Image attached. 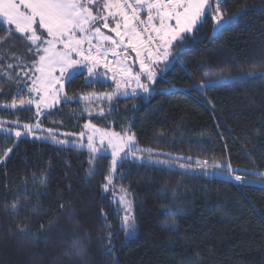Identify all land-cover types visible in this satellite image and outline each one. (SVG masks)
Segmentation results:
<instances>
[{
  "label": "trees",
  "instance_id": "obj_1",
  "mask_svg": "<svg viewBox=\"0 0 264 264\" xmlns=\"http://www.w3.org/2000/svg\"><path fill=\"white\" fill-rule=\"evenodd\" d=\"M262 3L225 0L221 7L228 16L245 6L256 7L219 30L213 28L209 11L195 35L186 34L189 38L173 49L181 51L167 67L158 65L163 71L151 93L137 89L133 95L132 84L112 100L92 102L101 113L90 115L77 97L113 92V72L101 63L96 75L104 79H93L87 72L74 75L65 86L73 99L49 111L43 124L79 133L90 121L119 133L131 131L140 146L191 158L195 166L216 168L219 163L222 167L216 169L225 173L229 164L235 172H264V78L236 79L241 71L264 68ZM6 31L7 25L0 28V36ZM29 45L19 33L0 42V105L26 96L36 59L35 47L29 52ZM126 52L134 54L130 47H120L117 62L127 59ZM130 57L127 61L138 72L136 55ZM8 64L15 67L7 69ZM201 80L211 83L199 87ZM0 118L32 123L36 111L0 109ZM14 141L12 135L0 133V156L13 148L0 160V264H264L262 184L241 186L201 171L124 161L116 183L130 192L136 224L135 233L126 238L119 230L120 210L118 214V206L101 187L109 156L99 158L95 175L89 177L90 153L85 150L29 138L14 146ZM42 174L43 185L38 182ZM13 204L19 209L15 215ZM25 216L31 218L30 231L18 233L17 223ZM50 222L55 228L49 232ZM172 224L175 230L166 227ZM109 230L114 233L113 251L105 255L106 241L97 237H106ZM75 238L82 239L86 256L64 255Z\"/></svg>",
  "mask_w": 264,
  "mask_h": 264
},
{
  "label": "snow or ice",
  "instance_id": "obj_2",
  "mask_svg": "<svg viewBox=\"0 0 264 264\" xmlns=\"http://www.w3.org/2000/svg\"><path fill=\"white\" fill-rule=\"evenodd\" d=\"M225 0H215L213 6L212 0H0V28L7 25L5 36H0V42H4L19 33L24 41L30 42L29 52L35 47L36 59L33 60L32 66L35 69L36 78L32 80L29 87V92H35L40 96L39 100L33 99H13L10 105L11 109H16L17 106H25L35 104L36 123H25L22 126L19 121H12V127H5L4 121L0 120V132L5 133V138L14 135L17 140L13 142L14 146L20 139L32 137L35 141L51 140L53 144L66 146L70 141L66 139H58L52 129H48V135H39L44 130L41 127L39 117L44 108L52 107L47 103L49 96L52 97L54 103H59L57 90L52 86L57 84L63 86V78L70 75L72 71L77 70L78 65L87 64V72L89 77L96 75V69L101 64L102 56L106 57L107 53L103 51L105 43L112 44L113 53L116 48L124 47L127 41V47H130L136 53V58L139 61V71L133 72L132 68L121 67L118 71L109 66V62L104 59L103 67L113 72L112 80L115 82V89L111 93H106L109 100L122 91H126L132 87V81H135V87L132 88L133 95L137 89H141L144 93L151 91V85L156 81L160 71L158 65L170 62V58L178 55L181 49H177L176 53L173 49L177 44H183L189 38L186 34L195 35L206 14L211 11V19L214 29H221L223 25L231 22L235 17L246 15L251 8L256 6H245L237 9L231 16L225 14L221 5ZM147 8V19L141 18V10ZM264 8V3L261 5ZM158 21V23H157ZM174 21V23H170ZM101 27L108 29L114 33L118 39H114L112 35L105 34L101 31ZM40 30H43L42 32ZM147 32L146 39L143 34ZM46 33V37H44ZM95 41V44L93 43ZM88 47L85 49L84 45ZM41 45H46L41 47ZM95 49V54H93ZM78 57L74 59L73 57ZM14 59H18L14 57ZM264 59V57H262ZM202 66L209 67L208 63L202 61ZM15 66L8 64L7 69H12ZM59 69V77L54 75ZM9 79H12L11 75ZM28 76V71L24 72ZM191 76V73H188ZM264 78V68L252 69L248 72L241 71L236 79H255ZM142 78L148 83L142 82ZM233 79V77H228ZM37 83L40 87H36ZM210 81L201 80L199 87H206ZM197 85H193L196 87ZM67 99H71L68 97ZM86 128L94 127L90 124L85 125ZM83 135V133H81ZM101 143L107 139L108 146L111 148V161L107 169V175L103 177L104 183L102 190L106 193L115 179V173L122 166V161L132 158L134 161L143 159L142 155L145 151L149 152V163L163 165L169 167L167 160H151V150L138 148L135 144L134 136L122 137L120 133H111L106 136H101ZM95 137L88 136L87 148L90 153L89 159V177L95 175L98 168V160L101 156L106 155L95 144ZM83 145H76L82 147ZM13 151L10 147L6 149L0 160L8 157ZM179 159V158H177ZM197 163H200L199 161ZM206 165L207 162H204ZM180 169H187L189 165L180 164ZM216 168H221L222 165L217 163ZM227 170L230 174L235 173L229 164ZM184 173H181L183 175ZM264 178V172L261 173ZM123 178V174H121ZM234 179L241 186L245 179L244 176L234 175ZM34 182H36L34 180ZM41 185L46 183V178L42 176L38 181ZM129 193L126 188L120 189L119 205L123 208V216L119 230L125 233V237H130L135 233L136 224L135 216L131 210V201L127 199ZM173 198L176 197L173 191ZM66 206L60 205L63 210ZM13 214H17L19 209L16 204L12 205ZM119 214V209H118ZM31 218L25 216L17 223L18 233H27L30 231ZM166 227L175 230V225H167ZM55 225L49 223L47 231L54 230ZM105 228L110 229L111 225H105ZM44 226H41V231H44ZM114 233L108 231L106 237H97L105 240L104 254L112 253V238ZM87 248L81 238L72 239L68 245L64 255L67 256H86Z\"/></svg>",
  "mask_w": 264,
  "mask_h": 264
},
{
  "label": "rangeland",
  "instance_id": "obj_3",
  "mask_svg": "<svg viewBox=\"0 0 264 264\" xmlns=\"http://www.w3.org/2000/svg\"><path fill=\"white\" fill-rule=\"evenodd\" d=\"M158 23V21H157ZM170 23H174V21H171ZM41 32L43 30H40ZM101 31L104 32L105 34H108V35H112L114 39H118L114 33H111L109 32L108 29H104L103 27H101ZM44 37H46V33H44ZM93 43L95 44V41H93ZM108 43H105L104 45H106ZM43 46H46V45H41V47ZM85 49H87L88 45L85 44L84 45ZM133 53L136 55L135 51H133ZM93 54H95V49H93ZM74 59H78V57H73ZM136 61L137 58H136ZM139 62V61H138ZM125 67V68H132L133 72H135V70L133 69V65L128 62V61H124V59L118 61L114 68L119 70L121 67ZM100 66L97 67L100 68ZM96 69V70H97ZM71 74L70 75H67L63 78V86H62V90H61V86L60 85H57V84H53V88L57 90V94H58V99H59V103H54L53 100H52V97L49 96L48 99H47V103L48 104H51L52 107L50 108H44L40 117H39V120L41 122V127L42 129L44 130L42 133H38L39 135H44V136H47L48 135V129H52V128H48L46 127L44 124H43V119L44 117L46 116V114L51 111V110H54L55 108L59 107L61 103L69 100L67 99L69 96L66 94V91H65V86H66V83L67 81L73 77L74 75L76 74H79L81 72H87V64H82V65H78L77 66V70L75 71H72L70 70ZM112 73V72H111ZM88 74V72H87ZM36 74L35 73V69L33 67V70L30 72V84L28 87L25 88V91H26V96L20 98V99H33V100H39L40 99V96L38 94H36L35 92H29V87L31 86L32 84V80H34L36 78ZM54 75L56 77H59L60 73H59V69L57 68V70L55 71ZM89 75V74H88ZM113 75V74H112ZM106 77V76H105ZM105 77H102V76H97V75H94L92 76L93 79H104ZM110 79H112V76H110ZM113 82V81H112ZM142 82L144 83H147V81H145L144 79L142 80ZM132 84L134 85L135 84V81H132ZM36 87H40V84L37 83ZM139 92H143L141 89H138ZM153 91V89L151 88V91L149 93H151ZM149 93H146V94H149ZM103 94H106V92H97V91H92V92H89V93H86L84 95H80L79 97H77L79 100H81L84 105H85V109L87 110V112L91 115V114H94V113H101L102 111L100 110V108H95L93 106V103L95 100H97V104L98 105L100 102L99 100H103L105 99L107 96L106 95H103ZM71 98V97H70ZM20 99H17V100H20ZM73 98H71L70 100H72ZM10 103H6V104H1L0 105V109H11L10 107H7V105H10ZM23 107H33L37 113V109H36V106L35 104H28V105H25ZM21 106H17V108H23ZM0 120L6 122L5 123V127H12V121H8V120H5V119H2L0 118ZM20 125L22 126L23 124L25 123H21L19 122ZM36 123V118L34 120V122H32L31 124H35ZM92 125L94 127H89V128H86L85 125ZM53 132L57 135V138L58 139H66L68 141H70V143L66 146H59V145H56V144H53L51 142V140H47V141H44V142H47V143H50V144H53L55 146H58V147H63V148H67V147H70V148H76V149H79V150H85L87 152H89L88 148H87V144H88V136L89 135H93L95 137V144L98 148H100L103 152L106 153L107 156L110 157V161H111V148L108 146V141L107 139H104L103 143H101V136H106L108 134H111L113 132L115 133H119L113 129H108V128H103V127H99L95 124H93L92 122L90 121H87L84 126H83V129L79 132V133H70V132H61V131H58V130H55V129H52ZM0 133H3V132H0ZM81 133H83V135H81ZM5 134V133H3ZM120 135L122 137H127V136H134V134L131 132V131H128L126 130L125 132L123 133H120ZM16 140L17 138L12 135ZM26 138H29V139H32L34 140L32 137H26ZM135 138V136H134ZM83 145L82 147H76V145ZM135 144L138 148H141V149H145V150H151V160L155 161V160H167L169 162V167L168 168H173V169H179L181 171H201V172H204L206 175H209V176H218V177H227L229 178L231 181H233L236 185H239L238 182L235 181L234 179V175H241V176H244L245 179L243 181L244 182H253V183H259V184H262L264 186V178H262L261 176V173L262 172H257V171H247V170H237L234 175L233 174H230L229 172L225 173L221 170H218L216 168H213V167H209V168H203L202 166H195L193 164H191L190 162L192 161L191 158H188V157H185V156H181V155H177V154H170V153H164V152H160V151H157V150H154V149H150V148H145V147H142L140 146L137 141H136V138H135ZM138 155H142L143 156V159L142 160H139V161H134L131 157L128 158V159H125L122 161V163L124 161H130V162H135V163H139V164H149V165H153V166H160V167H165L163 165H156L154 163H149V152L148 151H145L143 153H138ZM179 158V159H177ZM180 164H185V165H189L190 167H188L187 169H180L178 166ZM167 168V167H166ZM116 175H117V171L115 173V179L113 181V184L110 186L109 190L106 192L111 200L118 206V209L120 210V213H121V216H123L124 212H123V208L122 206L119 205V196H120V189L123 188L122 186H119L117 183H116ZM128 190V189H127ZM128 197L127 199L129 201H131V210H132V213H133V201L131 200V198L129 197L130 196V192L128 190Z\"/></svg>",
  "mask_w": 264,
  "mask_h": 264
},
{
  "label": "built area",
  "instance_id": "obj_4",
  "mask_svg": "<svg viewBox=\"0 0 264 264\" xmlns=\"http://www.w3.org/2000/svg\"><path fill=\"white\" fill-rule=\"evenodd\" d=\"M129 2H131V0H129ZM147 8L146 6L144 7V9L141 10V18L142 19H147ZM148 36V33L145 32L143 34V38L146 39ZM113 45L112 44H109L107 46H103V51L107 53L106 57L102 56V59H101V63L103 64L104 63V59H106L108 62H109V66L112 67L113 65L116 64L117 60H118V55H115L113 53ZM115 52L119 53V51H116L115 49Z\"/></svg>",
  "mask_w": 264,
  "mask_h": 264
},
{
  "label": "crops",
  "instance_id": "obj_5",
  "mask_svg": "<svg viewBox=\"0 0 264 264\" xmlns=\"http://www.w3.org/2000/svg\"><path fill=\"white\" fill-rule=\"evenodd\" d=\"M116 51H119V48H116ZM125 55H127V56H126V58H127L128 60L131 58V57H130L131 55H133V56H134V54H132V53H129V52H126V53H125ZM127 59H126V60H124V61H127ZM119 61H120V60H119Z\"/></svg>",
  "mask_w": 264,
  "mask_h": 264
},
{
  "label": "water",
  "instance_id": "obj_6",
  "mask_svg": "<svg viewBox=\"0 0 264 264\" xmlns=\"http://www.w3.org/2000/svg\"><path fill=\"white\" fill-rule=\"evenodd\" d=\"M124 48H125V49H127V48H128L126 44H125Z\"/></svg>",
  "mask_w": 264,
  "mask_h": 264
}]
</instances>
